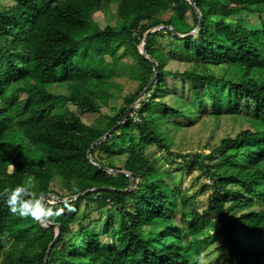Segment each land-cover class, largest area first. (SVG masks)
Listing matches in <instances>:
<instances>
[{
	"label": "trees",
	"instance_id": "16d2710c",
	"mask_svg": "<svg viewBox=\"0 0 264 264\" xmlns=\"http://www.w3.org/2000/svg\"><path fill=\"white\" fill-rule=\"evenodd\" d=\"M9 1L0 3V100L18 105H0V193L34 176L38 194L67 202L51 204L63 205L52 222L36 221L13 215L0 195V236L10 234L0 239V264H196L201 240L211 238L210 232L200 233L208 219L224 237L223 264H264V0H192L200 16L188 0ZM98 13L111 14L114 24L102 27ZM252 15L258 22L247 24ZM189 16L190 27L181 29ZM168 27L179 34L195 30L177 37ZM164 34L183 44L194 58L191 67L166 68L169 57L153 46ZM122 36L146 72L127 106L104 113L117 88L107 56H115ZM141 43L157 64L150 86L154 67ZM211 65H223L222 72ZM170 79L181 84L175 98L180 108L165 101L173 92ZM143 93L128 118L91 148L98 165L90 161V146ZM147 101L175 117V130L205 114H245L253 121L222 139L215 161L206 157L211 163L198 154L183 155L212 180L203 211L194 204L179 211L177 189L140 153L147 145L170 152L168 121L146 110ZM193 101L208 105L196 109ZM86 114L97 117L86 122ZM20 119L30 126L28 133ZM119 134L127 143H117ZM115 157L123 158L120 165ZM56 177L73 184L69 197L52 187ZM80 203L106 209L100 230L86 216L78 218L77 209L66 211Z\"/></svg>",
	"mask_w": 264,
	"mask_h": 264
},
{
	"label": "rangeland",
	"instance_id": "374dc122",
	"mask_svg": "<svg viewBox=\"0 0 264 264\" xmlns=\"http://www.w3.org/2000/svg\"><path fill=\"white\" fill-rule=\"evenodd\" d=\"M2 5H8L9 0H0ZM168 18V14L164 15ZM98 23L104 27L109 24H114L112 15H104L98 13L96 15ZM188 24L182 25L181 29L187 30L191 24V18L189 16ZM246 23H257L258 17L255 15L246 19ZM123 45L113 57L107 56V61L113 65L115 69V75L112 76V81L117 85L115 95L110 99L108 106L103 108V112L119 113V111L127 106V101L137 91L138 83L142 74L146 72L144 65L139 61L136 54L133 52L129 39L126 36L121 37ZM153 46L163 50L169 57L166 68L168 70H180L183 71L186 68L191 67L194 62L192 55H188L185 52L183 44L173 40L169 35H158L154 41ZM143 43L139 45L140 51H142ZM223 65H211L210 68L215 73L222 72ZM179 82H171L169 86L173 92L165 98V101L172 107L180 108V104L175 100L177 99V90L181 87ZM67 89H63L66 92ZM144 93L135 101L130 108L135 109L138 101L143 99ZM196 109H205L204 106L207 103L193 101ZM12 104L17 107V102L10 99L0 100L1 104ZM146 110L153 111L157 118L165 119L168 122L165 124L170 127V138L168 142L170 144V154L165 150L159 149L154 145H147L141 149V154L161 169L165 178L175 187L179 194V207L180 211L189 205H195L199 211H203L209 201V197L213 191V183L209 181V175L204 172V169L196 164H192L188 157L183 155L198 154L204 158L205 163H211L210 159L206 158L211 155L212 161L219 156L221 150L218 146L222 139L233 136L243 128L250 126L253 121L245 114L241 115H224V116H211L205 114L202 119L196 122L194 125L181 126L180 129L175 130L176 125L175 117L166 115L164 109L150 101L146 102ZM129 108V109H130ZM131 110V112H132ZM131 114V113H130ZM129 114V115H130ZM97 117V114L82 115V119L86 122H92ZM19 127L28 133L30 126L22 119L18 121ZM118 144L127 143L126 139L122 135H118ZM123 158L115 157L114 161L117 165ZM52 187L60 195L66 198L71 195L74 188L72 183H69L62 177H56L52 183ZM69 205L66 208L67 212H74L77 209V216L81 218L86 216L87 220L91 223V227L98 231L103 226L106 220V209L95 210L94 205L86 207L85 204L80 203L74 207ZM54 209L62 208L63 205L53 206ZM115 213V212H113ZM179 222V214L177 218ZM210 232L211 238L208 240H201V251L207 256L208 264H223V252H224V237L222 234H218L214 229L211 219L207 220V223L203 226V232ZM9 248V244L6 245V249Z\"/></svg>",
	"mask_w": 264,
	"mask_h": 264
},
{
	"label": "clouds",
	"instance_id": "9594fccd",
	"mask_svg": "<svg viewBox=\"0 0 264 264\" xmlns=\"http://www.w3.org/2000/svg\"><path fill=\"white\" fill-rule=\"evenodd\" d=\"M36 186V178L29 176L26 182L17 185L15 188H4L0 195L6 197L7 206L13 215H18L21 218L31 217L36 221L47 220L52 222L53 218L62 210L54 209L48 201L43 199L42 194L35 191ZM0 239L7 241L10 239V234L5 231ZM194 259L196 264H208L204 252L199 253Z\"/></svg>",
	"mask_w": 264,
	"mask_h": 264
},
{
	"label": "water",
	"instance_id": "95a60500",
	"mask_svg": "<svg viewBox=\"0 0 264 264\" xmlns=\"http://www.w3.org/2000/svg\"><path fill=\"white\" fill-rule=\"evenodd\" d=\"M189 2H190V4L194 7V9H195V11H196V13L200 16V12L198 11V9L194 6V2L192 1V0H188ZM160 28H162V27H160ZM168 29L175 35V36H177V37H186V36H189V35H191L192 33H193V31L195 30H193L192 32H190V33H188V34H179V33H177L176 31H174L171 27H168ZM141 53L142 54H144L145 55V57L146 58H148V59H150L151 61H152V63H153V67H154V75H153V77H152V79H151V81H150V83H149V85L148 86H150L151 84H152V82H153V80H154V76H155V74L157 73V64H156V62L153 60V59H151L148 55H146L145 53H146V49H145V45H143V48H142V51H141ZM145 92V91H144ZM131 110H132V108H130V109H128L127 111H126V113H125V115H124V117H123V119L119 122V123H117L114 127H112L106 134H104L102 137H100L99 139H97L91 146H90V148H89V150H88V153H87V156H88V159L90 160V161H92L93 163H95V164H97L96 162H94V160H93V158L91 157V155H90V150H91V148L94 146V145H96L97 143H99V142H101L102 140H104L105 138H107L118 126H120L127 118H128V116H129V114L131 113ZM98 165V164H97ZM102 168H104L105 170H107V171H112L110 168H108V167H105V166H101ZM121 173H125V172H121ZM126 175H128L127 173H125ZM132 183H133V181H132V179L130 178V186H129V188L128 189H126V190H129L130 188H131V186H132ZM109 190H114V189H112V188H108ZM94 189H91V190H87V191H85V192H83V193H80V194H78L73 200H75V199H77V198H80L81 196H83L84 194H86V193H89L90 191H93ZM49 196H51V197H54V198H56L57 200H59V201H64V202H67V200L66 199H63V198H61V197H59V196H57V195H55V194H47V195H44V196H42L43 197V199L45 198V197H49ZM50 224V223H49ZM59 232H60V226H59ZM59 234V233H58ZM58 234H57V236H58ZM57 236H56V238H55V240L57 239ZM54 240V241H55ZM54 241L52 242V244L54 243ZM49 250H50V247H49V249L47 250V255H46V257H45V260H46V258H47V256H48V252H49ZM44 264H46V261L44 262Z\"/></svg>",
	"mask_w": 264,
	"mask_h": 264
},
{
	"label": "built area",
	"instance_id": "2783aa9c",
	"mask_svg": "<svg viewBox=\"0 0 264 264\" xmlns=\"http://www.w3.org/2000/svg\"><path fill=\"white\" fill-rule=\"evenodd\" d=\"M134 120H135V121L138 120L137 116H134ZM209 181L211 182V180H209ZM94 198H96V195H94ZM44 199H45L46 201H48L50 204H54V203L57 201L56 198L51 197V196H49V197H45ZM107 201L109 202V199H107ZM83 202H86V199H85V198H83Z\"/></svg>",
	"mask_w": 264,
	"mask_h": 264
}]
</instances>
